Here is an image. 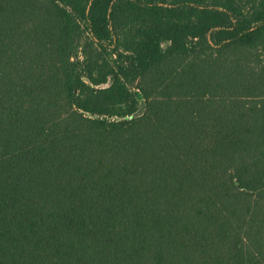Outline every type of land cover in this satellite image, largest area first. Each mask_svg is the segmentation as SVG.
Masks as SVG:
<instances>
[{
	"label": "trees",
	"instance_id": "16d2710c",
	"mask_svg": "<svg viewBox=\"0 0 264 264\" xmlns=\"http://www.w3.org/2000/svg\"><path fill=\"white\" fill-rule=\"evenodd\" d=\"M0 264H264V0H0Z\"/></svg>",
	"mask_w": 264,
	"mask_h": 264
},
{
	"label": "rangeland",
	"instance_id": "374dc122",
	"mask_svg": "<svg viewBox=\"0 0 264 264\" xmlns=\"http://www.w3.org/2000/svg\"><path fill=\"white\" fill-rule=\"evenodd\" d=\"M141 111H142V104H140V107H139L138 113H141Z\"/></svg>",
	"mask_w": 264,
	"mask_h": 264
}]
</instances>
